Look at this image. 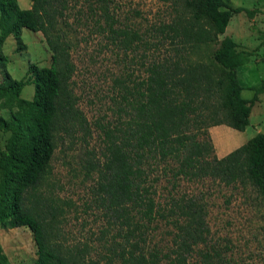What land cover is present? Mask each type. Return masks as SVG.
<instances>
[{"label": "trees", "instance_id": "obj_1", "mask_svg": "<svg viewBox=\"0 0 264 264\" xmlns=\"http://www.w3.org/2000/svg\"><path fill=\"white\" fill-rule=\"evenodd\" d=\"M70 1L30 0L20 8L17 0H0V48L8 35L19 40L25 28L40 32L49 50L47 66L30 63L22 77L0 82V98L9 105L7 116L0 114V129L8 133L0 152V226L30 231L32 264H90L82 249L51 239L34 200L57 132L88 134L68 87L75 27L84 26L88 35L103 38L99 50L125 57L141 49L135 57L141 77L124 61L99 100L108 114L94 122L98 155L88 170L95 175L92 203L102 221L96 237L102 264H238L209 236L203 194L186 189L207 180L250 186L264 201V132L221 157L207 132L217 124L244 130L264 89L263 77L246 87L251 97L241 96L236 68L248 53L236 50L229 36L209 50L233 14L252 11L224 0H172L170 20L140 31L121 19L113 0H80L72 12ZM26 85H32L29 99L20 96ZM0 264H8L1 249Z\"/></svg>", "mask_w": 264, "mask_h": 264}, {"label": "rangeland", "instance_id": "obj_2", "mask_svg": "<svg viewBox=\"0 0 264 264\" xmlns=\"http://www.w3.org/2000/svg\"><path fill=\"white\" fill-rule=\"evenodd\" d=\"M23 1L28 4L25 5ZM224 1L252 12L233 14L224 33L217 35L216 42L209 50H213L218 40L226 35L236 43V50L248 53L247 62L236 68V76L244 87L241 96L249 98L252 90L246 87L264 77V0ZM171 2L113 0L121 19L140 31L150 24L170 20L176 13L171 9ZM70 3L73 5L71 12L81 6L80 0H71ZM17 4L20 8H27L30 0H17ZM68 21L74 24L71 16ZM75 36L78 43L71 53L74 70L68 80V87L76 99V107L85 118L88 134L82 139L81 130L57 132L51 159L34 191V200L39 216L50 224L52 240L73 251L82 249L80 254H85V261L90 264H102L103 260L99 256L101 248L99 245L97 247L96 240L102 221L92 203L95 175L92 170H88V162L98 155V129L94 122L103 113L108 114L105 104H99L108 92L110 76L120 74L124 61L128 65L126 69H131L135 77H141V68L135 59L141 49L137 52L127 51L125 57L120 51L112 55L108 50H99L97 47L103 38L88 35L84 26L75 27ZM84 37L87 39L84 40ZM0 55V82H4L7 77H22L30 63L37 66L49 64V50L41 33L25 28L21 29L19 40L12 35L5 38ZM31 95L32 85L24 86L20 96L29 99ZM15 109L12 107V110ZM8 110V102L0 98V114L6 117ZM248 121L249 124L241 132L224 124L208 127L215 156L221 157L256 132H264V89L256 95ZM230 132H237L238 137L233 138ZM7 136L8 133L0 129V152L4 150ZM219 138L225 144L223 151H219L215 144ZM186 190H197L203 194L209 236L221 247H227L226 255L238 264L264 263V201L254 189L250 186L231 188L207 180L200 185L187 186ZM0 249L8 264H32L36 257V246L26 227L0 226Z\"/></svg>", "mask_w": 264, "mask_h": 264}, {"label": "crops", "instance_id": "obj_3", "mask_svg": "<svg viewBox=\"0 0 264 264\" xmlns=\"http://www.w3.org/2000/svg\"><path fill=\"white\" fill-rule=\"evenodd\" d=\"M23 2L25 3V5L28 4V2H26V1H23ZM237 131H239V130H237ZM239 132H241V131H239ZM230 134H231V136L233 138L238 137V133L237 132L236 133L230 132ZM233 143H235V142H233ZM215 144L217 145V148H218L219 151H223V149L225 148V144L222 143V140L220 138L217 139V141L215 140Z\"/></svg>", "mask_w": 264, "mask_h": 264}]
</instances>
